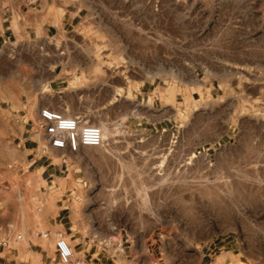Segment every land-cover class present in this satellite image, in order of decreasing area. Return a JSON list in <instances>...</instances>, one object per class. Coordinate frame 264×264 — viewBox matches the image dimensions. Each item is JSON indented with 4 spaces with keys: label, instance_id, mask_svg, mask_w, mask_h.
<instances>
[{
    "label": "rangeland",
    "instance_id": "374dc122",
    "mask_svg": "<svg viewBox=\"0 0 264 264\" xmlns=\"http://www.w3.org/2000/svg\"><path fill=\"white\" fill-rule=\"evenodd\" d=\"M50 8L84 16L58 49L23 39L0 46L6 263L37 264L32 250L41 243L56 257L52 264H63L55 252L62 230L75 261L93 258L94 248L88 257L82 251L84 234L86 245L90 238L100 244L104 264H222L221 258L223 264H264V0H52ZM51 64L66 70V90L78 94L79 103L65 114L103 118L113 128L109 149L87 146L78 153L58 154L43 129L35 135V153L64 155L69 164L59 188L28 164L16 118L22 101L34 108L46 93ZM98 85L103 107L82 108ZM142 85L171 90L162 102L178 109L176 116L164 110L171 116L165 131L130 133L125 118L142 113L132 107L112 112V101L131 99ZM145 187L154 188L148 207L140 196ZM72 190L78 223L72 230L79 233L71 238L59 225L41 235L50 230L58 198ZM118 241L124 251L115 250Z\"/></svg>",
    "mask_w": 264,
    "mask_h": 264
},
{
    "label": "crops",
    "instance_id": "0c3cea01",
    "mask_svg": "<svg viewBox=\"0 0 264 264\" xmlns=\"http://www.w3.org/2000/svg\"><path fill=\"white\" fill-rule=\"evenodd\" d=\"M52 0H0V46L3 47L7 44L18 42L20 39L25 42L37 45L41 42L48 41L50 45H53L58 49V45L64 41L65 36L74 30V28L82 24L84 16L79 10L71 8L64 9V12L59 15L50 6ZM64 67V65L62 64ZM49 78L47 79V91L42 92L36 101L35 107L25 104L23 101L20 107L17 108L16 118L19 123V130L21 133V141L25 150L28 151V164L33 167L34 170H41V175L46 181V184L52 188H59V180L63 179L62 175L69 168V164L63 159L64 155H58L59 152L67 151L71 153H78L85 147H82L78 151H71L69 149H57L58 154L50 157L38 155L35 151L39 150L40 143L35 138L36 134H39L41 130H44L46 123L41 117V110L44 108H51L62 113L69 111L70 106H76L79 102L78 94L70 93L66 89L68 88L67 72L63 68H58L59 64H51ZM114 85L112 86V92L116 93V86H119L120 81L116 78L112 80ZM95 91L90 95V101L83 103L82 108H86L87 105H92L96 109H101L104 105L103 99V86L98 85ZM171 90L168 88L154 87L140 88L136 94L128 100H114L111 102L110 107L112 112L119 109L133 108L134 111H140L141 115H129L124 120V129L130 133H148L150 131H165L166 120H170L171 116H176L178 109L176 104H167L166 97L170 95ZM172 94V93H171ZM29 107L31 109H24ZM168 108L173 111L168 118L164 115V110ZM165 110V111H168ZM85 116L84 114H76ZM37 121V123H36ZM39 122V123H38ZM67 177H70L69 174ZM85 177V176H84ZM74 182L83 186L85 183L82 176L72 175ZM73 194V190L70 193H65L61 198H58L57 210L55 214L50 217L49 232L53 227L62 225L67 234V230H71L70 237H74L75 232L79 233V229L72 230L78 227V223L74 222L72 214V203L70 202V195ZM67 195V197H66ZM69 195V196H68ZM79 243L83 247L82 251L87 252L84 256L88 257L92 248L94 252L91 254L92 259L88 260L83 258V264H104L103 258L98 257L101 254L100 244H95L93 239L88 241L91 245H86L87 236L84 234L79 235ZM78 237V238H79ZM95 237V236H94ZM39 248L32 250L34 262L37 264H52L56 257L51 256L49 251L44 248L40 243ZM2 250V244L0 242V264L7 262V257ZM97 257V260L96 258ZM30 261V260H29ZM114 261V260H113Z\"/></svg>",
    "mask_w": 264,
    "mask_h": 264
},
{
    "label": "built area",
    "instance_id": "2783aa9c",
    "mask_svg": "<svg viewBox=\"0 0 264 264\" xmlns=\"http://www.w3.org/2000/svg\"><path fill=\"white\" fill-rule=\"evenodd\" d=\"M40 113L46 123L45 135L47 142L52 148L78 151L86 146H102L105 142L101 126L90 122L85 116H67L51 108H44ZM50 234L49 231L41 233L45 237ZM110 242L112 243L109 240L106 244ZM3 244L6 245L7 242L4 241ZM115 250L124 251V242L118 241ZM55 252L63 264H83L82 261H75L74 246L67 240L62 230L56 232Z\"/></svg>",
    "mask_w": 264,
    "mask_h": 264
},
{
    "label": "bare ground",
    "instance_id": "6f19581e",
    "mask_svg": "<svg viewBox=\"0 0 264 264\" xmlns=\"http://www.w3.org/2000/svg\"><path fill=\"white\" fill-rule=\"evenodd\" d=\"M65 114V113H64ZM128 115V114H127ZM92 123H95V124H98L99 126H101V128H102V130H103V135H104V139H105V142H104V144L102 145V146H100V147H107V149H109L108 147H111L109 144L111 143V141H110V139H111V137L113 136V134H112V130H113V128H111V125H110V123L109 122H107V121H105V119H103V118H101V119H97V120H93V121H91ZM107 141H108V143H109V141H110V143L107 145ZM87 147V146H86ZM88 147H94V146H88ZM125 164V163H124ZM125 166H126V164H125ZM208 180V179H207ZM143 181V180H142ZM141 181V182H142ZM166 181V180H165ZM208 181H210V180H208ZM215 181V180H214ZM222 181V180H221ZM217 182V181H216ZM226 182V181H225ZM210 183V182H209ZM219 182H217L216 183V187L218 186L217 184H218ZM159 184V183H158ZM161 184V183H160ZM214 184V183H213ZM213 184H211V186H213ZM145 185H147V184H145ZM209 185V184H208ZM141 186H143V183H142V185ZM149 188H150V186L149 185H147ZM155 185H153V187H154ZM152 187V188H153ZM215 187V186H214ZM152 188H151V191H152ZM208 188H210V186L208 187ZM154 189V188H153ZM140 190V189H139ZM138 190V191H139ZM137 191V192H138ZM151 191H149V189H147V187H145L141 192H140V196H141V201L143 202V204H146V205H144V206H147V205H149V202H151V201H149V199H150V195H149V192H151ZM139 193V192H138ZM150 196V197H149ZM142 204V203H141ZM140 204V205H141ZM148 207V206H147ZM147 207H145V208H147ZM150 207V206H149ZM143 208V207H142ZM146 210H148V212L150 211L149 210V208L148 209H146ZM139 211H140V209H139ZM143 212V211H142ZM152 213V212H151ZM150 213V215H151V217H152V215H154V214H151ZM154 213V212H153ZM141 214V213H140ZM144 214V213H143ZM157 219V218H156ZM219 261H220V263H222L223 264V259L221 258V259H219Z\"/></svg>",
    "mask_w": 264,
    "mask_h": 264
}]
</instances>
